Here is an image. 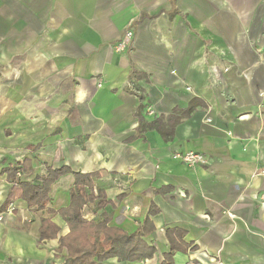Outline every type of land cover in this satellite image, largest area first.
Segmentation results:
<instances>
[{
  "label": "crops",
  "instance_id": "crops-1",
  "mask_svg": "<svg viewBox=\"0 0 264 264\" xmlns=\"http://www.w3.org/2000/svg\"><path fill=\"white\" fill-rule=\"evenodd\" d=\"M132 24V44L116 43ZM194 150L205 163L173 158ZM93 173L110 218L156 247L104 264H264V0H0V264H67L59 213L7 204L8 168ZM73 173L51 188L67 207ZM44 218L60 230L40 238ZM181 229V235L171 232Z\"/></svg>",
  "mask_w": 264,
  "mask_h": 264
},
{
  "label": "trees",
  "instance_id": "trees-1",
  "mask_svg": "<svg viewBox=\"0 0 264 264\" xmlns=\"http://www.w3.org/2000/svg\"><path fill=\"white\" fill-rule=\"evenodd\" d=\"M31 171V161L25 159L20 167L8 168V179L13 182L7 198V204L16 200H25L30 207L38 210H46L49 213L61 214L69 223L70 231L59 238L60 248L68 249L67 264H104L112 257L120 261H141L152 258L156 253V247L150 245L143 236L154 229V224L149 217L146 218L143 229L129 233L119 227L110 226V218L105 216L103 220H88L83 214V207L91 202H97L103 206L108 201H102L101 192L95 194L93 176L98 172L82 173L74 172L69 166L59 168L48 167L47 174L38 176L39 182L22 181L19 173ZM73 173L75 185L71 190L70 205L59 210L48 207L52 185L62 176ZM60 227L51 219L44 218L40 227V238H56ZM181 235V229H171ZM172 251L165 255L161 264H170V258L174 249L179 247L171 238Z\"/></svg>",
  "mask_w": 264,
  "mask_h": 264
},
{
  "label": "built area",
  "instance_id": "built-area-1",
  "mask_svg": "<svg viewBox=\"0 0 264 264\" xmlns=\"http://www.w3.org/2000/svg\"><path fill=\"white\" fill-rule=\"evenodd\" d=\"M132 27V24H129L128 28L124 31L122 38L117 41L116 47L118 50H126L128 46L132 44L135 36V32ZM173 158L180 160L189 166H196L205 163L204 154L194 150L175 152L173 154Z\"/></svg>",
  "mask_w": 264,
  "mask_h": 264
}]
</instances>
